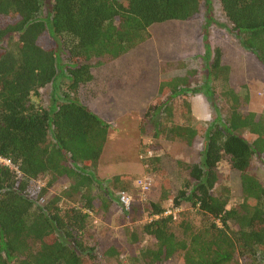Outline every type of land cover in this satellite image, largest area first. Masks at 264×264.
Returning a JSON list of instances; mask_svg holds the SVG:
<instances>
[{
  "label": "trees",
  "instance_id": "trees-1",
  "mask_svg": "<svg viewBox=\"0 0 264 264\" xmlns=\"http://www.w3.org/2000/svg\"><path fill=\"white\" fill-rule=\"evenodd\" d=\"M217 1L231 33L264 67V0ZM202 4L210 10L209 0H0V158L14 167L0 163V264H103L123 254L138 264H264V184L249 172L254 158L264 159V116L243 110L248 98L231 86L219 49L203 88L190 91L210 101L206 127L189 119L184 76L159 81L140 125L144 131L152 123L154 138L200 143L198 161L178 162V189L160 178L158 202L121 211L123 243H103L105 228L93 229L94 218L107 224L121 210L110 189L123 178L97 176L108 125L90 106L125 85L120 60L149 38L151 26L196 20ZM211 81L222 86L224 119ZM49 85L51 102L42 106L40 91ZM224 158L240 175L242 201L230 207L227 190L216 192ZM144 162L162 173L157 156ZM59 181L67 187L55 194ZM166 200L187 209L164 216ZM140 212L149 221L137 223ZM145 238L150 247H140Z\"/></svg>",
  "mask_w": 264,
  "mask_h": 264
},
{
  "label": "rangeland",
  "instance_id": "rangeland-1",
  "mask_svg": "<svg viewBox=\"0 0 264 264\" xmlns=\"http://www.w3.org/2000/svg\"><path fill=\"white\" fill-rule=\"evenodd\" d=\"M48 1L51 2L52 0ZM209 3V11L205 4L201 5V13L196 20L188 22L170 21L151 26L148 29L149 38L120 60L126 83L135 91L141 92L140 104H142L143 98L152 94L153 89L158 87L161 79L184 76L187 79V86H189V92L186 93V100L191 112L189 119L191 118V122L195 126L206 127L214 118L210 101L204 94H194L190 91L194 88H203L214 58V52L219 49L223 64L229 68L231 86L236 89L241 98L245 96L248 98L247 104L242 105L243 110L264 116V67L241 47L239 39L231 33V24L225 18L218 1L209 0ZM208 13H210L209 20ZM210 86L214 93L213 102L220 118L224 119L228 112V104L226 100L219 97L222 86L219 81H211ZM144 90L147 94L142 98V91ZM51 93L52 88L50 85L40 91L39 102L42 106L50 104ZM119 95H122V93L112 94L113 107L111 109L108 105L112 101L106 96L99 102L95 101L97 104L93 103L90 106L95 112L104 116L103 118L110 124L113 132L117 131V135H114L111 131V138L103 146L102 155L103 153L104 155L101 162L102 165H106L104 168L120 166L121 162L134 168L133 172L112 184L111 193L117 194L122 190L127 191L132 196L134 204L143 206L148 202H158L160 178L168 179L169 186L178 189L183 180V172L180 170L178 162H197L201 144L198 143L192 148L187 147L180 140L170 141L163 136L154 138L152 123L147 125L148 128L142 129L144 131H141L140 125L146 109L136 108L132 110L131 115L127 114V116L123 113L118 114L116 111H120L119 104L134 103L131 102V99L128 100V103H123L122 96ZM196 100L199 105L195 103ZM179 102H176V104ZM124 111L126 112V110ZM177 119L180 124L187 123L185 117L179 114ZM116 124H125V128L118 130ZM243 136L250 139V136L245 132ZM154 143L158 146L157 152H147V147ZM151 156L158 157L157 164L162 173L156 175L151 170V172L149 171L150 167L144 161ZM218 170L220 182L216 192L221 193L227 190L228 207L239 204L242 201L239 173L230 167L225 158L218 164ZM249 172L264 184V159L254 158ZM103 175L97 176L105 180ZM143 176L151 177L153 185L150 192L146 194L145 199L141 201L140 193L135 188L134 182L137 178ZM45 180L46 178L41 177L37 182L43 186ZM66 187L67 184L59 181L51 192L58 194ZM69 201H74V197L71 199L63 198L61 203L65 205L70 203ZM161 203L165 209L178 212L187 209L185 204H181L178 209L172 208L170 200ZM137 216V219L140 220L137 222L139 224L149 221L146 212H140ZM94 222V230L99 231L101 228H105L104 237L101 239L103 243H123L126 222L123 220L121 210L110 216L107 224L98 218H95ZM151 243V240L145 238L140 247H150ZM128 257V254H123L120 259L103 260V264H138L136 261H130ZM173 264L182 263L176 262Z\"/></svg>",
  "mask_w": 264,
  "mask_h": 264
},
{
  "label": "crops",
  "instance_id": "crops-1",
  "mask_svg": "<svg viewBox=\"0 0 264 264\" xmlns=\"http://www.w3.org/2000/svg\"><path fill=\"white\" fill-rule=\"evenodd\" d=\"M121 71H122V74L120 75L121 78L122 77H125L124 70L121 69ZM124 82H125V85L123 87L121 86V87H119L117 89H114L113 91H110V92H107V93L106 92H103L101 94V97H99V99L97 101L98 102L101 101L105 96L108 99L110 98V101H112V98L113 97L111 98V96H112L113 93H122V95H119V96H122L123 103L124 102L128 103V100H130V99L132 100L131 102H134V103L133 104H123V105L122 104H119L118 105L119 106L118 108H120V111H116V112H118V114H122L123 113V114H125V116H127V114L128 115H131L133 113L132 110H135L136 108L147 109L148 107H150L151 104L155 101L156 96L158 95L157 94V88H154L153 89V92H152V94H150V96L144 97L147 94L146 90H144V91H142V94H143L142 95V98L143 97L144 98H143V101L141 100L142 101V104H140V98H141L140 95H141V92L140 91L137 92V91H135L134 88L129 87L127 85V83H126L125 78H124ZM194 94H198V93H194ZM110 103L111 104L108 105V107L111 109L113 107V101L110 102ZM195 103L198 104L199 102L196 100ZM95 104H97V103H95ZM124 110H126V112ZM102 113H104V112H102ZM96 114L100 117L101 120H103L108 125V139H110L111 138V134L110 133L113 132L111 130V128H110V124H108V122L105 121V119L103 118L104 116H101L98 112H96ZM115 126H116V128H118V130L125 128V124H116ZM116 132L117 131L113 132L114 135H117ZM104 166H106V165H102V162H101V159H100L99 160V163H98V167H97V173H98V175L104 174L103 175L105 177L104 179L107 182H110L115 176H122L121 178H123V177H126V175L129 174L130 172H133L134 171V168H132L129 165H126V163H123V162H121L120 166H117V167L110 166L108 168H104Z\"/></svg>",
  "mask_w": 264,
  "mask_h": 264
},
{
  "label": "built area",
  "instance_id": "built-area-1",
  "mask_svg": "<svg viewBox=\"0 0 264 264\" xmlns=\"http://www.w3.org/2000/svg\"><path fill=\"white\" fill-rule=\"evenodd\" d=\"M0 163L3 164V165H5V166H7V167L14 168L10 164V162L8 160H6V159L0 158ZM38 183L39 182H37V184ZM134 185H135V188L139 191V193H140V196L139 197H140V200L142 201V200L145 199L146 194L148 192H150V190L152 188V185H153V180L149 176H143V177L137 178L135 180V182H134ZM41 187H42V185L41 184H38V188H41ZM117 198H118L119 205L121 207V211H128V210H130V208L132 207V205H134V203H135L134 200H133V198H132V196L129 195L126 191H120V192H118L117 193ZM41 202H42V200H41ZM177 213H178V211H176V210L166 209V211L164 212L163 215L164 216L171 215V216H173V219H176ZM157 218H158V216H153L150 219H157Z\"/></svg>",
  "mask_w": 264,
  "mask_h": 264
}]
</instances>
